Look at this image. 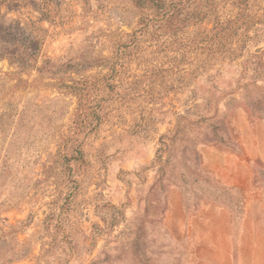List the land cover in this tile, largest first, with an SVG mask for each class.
Masks as SVG:
<instances>
[{"label":"rangeland","instance_id":"rangeland-1","mask_svg":"<svg viewBox=\"0 0 264 264\" xmlns=\"http://www.w3.org/2000/svg\"><path fill=\"white\" fill-rule=\"evenodd\" d=\"M238 111L264 123V0H0V264H264L201 153L242 152Z\"/></svg>","mask_w":264,"mask_h":264},{"label":"crops","instance_id":"crops-1","mask_svg":"<svg viewBox=\"0 0 264 264\" xmlns=\"http://www.w3.org/2000/svg\"><path fill=\"white\" fill-rule=\"evenodd\" d=\"M234 125L239 133L241 153L227 151L216 145L203 146L201 153L206 167L222 183L238 186L244 192L240 242L245 245L247 237L251 234L264 237V209L256 204L262 203L263 198L253 185L254 159L264 161V123L252 124L244 112L238 111ZM256 206L258 208H255ZM201 215L207 221L206 226L212 229L211 235L215 236V240H220L216 244L230 246L232 249L234 229L230 212L225 209L210 211L208 208ZM260 243H264V240L261 239Z\"/></svg>","mask_w":264,"mask_h":264},{"label":"trees","instance_id":"trees-1","mask_svg":"<svg viewBox=\"0 0 264 264\" xmlns=\"http://www.w3.org/2000/svg\"><path fill=\"white\" fill-rule=\"evenodd\" d=\"M169 11H171V10H169ZM170 13H173V12H170ZM219 24H221V22H219V21L216 22V25L213 28V35H215V36L219 33L218 29L222 28V25H219ZM234 24H236V25L238 24V19L234 21Z\"/></svg>","mask_w":264,"mask_h":264}]
</instances>
